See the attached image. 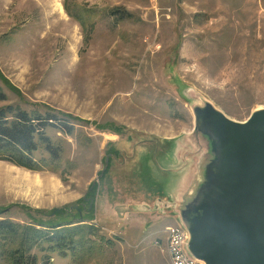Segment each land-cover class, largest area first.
Returning a JSON list of instances; mask_svg holds the SVG:
<instances>
[{
	"label": "rangeland",
	"instance_id": "374dc122",
	"mask_svg": "<svg viewBox=\"0 0 264 264\" xmlns=\"http://www.w3.org/2000/svg\"><path fill=\"white\" fill-rule=\"evenodd\" d=\"M204 100L236 120L264 107V0H0V108L72 127L45 128L56 168L0 159V220L77 222L88 195L87 247L33 245L37 264H171L165 226L180 221L163 203L189 164L171 151L195 171ZM11 245L0 237V264Z\"/></svg>",
	"mask_w": 264,
	"mask_h": 264
},
{
	"label": "water",
	"instance_id": "95a60500",
	"mask_svg": "<svg viewBox=\"0 0 264 264\" xmlns=\"http://www.w3.org/2000/svg\"><path fill=\"white\" fill-rule=\"evenodd\" d=\"M192 110L195 171L187 151H171L189 164L175 168L177 174L183 171L171 201L163 204L173 205L188 232V252L204 264H264V107L244 120L230 118L207 100Z\"/></svg>",
	"mask_w": 264,
	"mask_h": 264
},
{
	"label": "trees",
	"instance_id": "16d2710c",
	"mask_svg": "<svg viewBox=\"0 0 264 264\" xmlns=\"http://www.w3.org/2000/svg\"><path fill=\"white\" fill-rule=\"evenodd\" d=\"M56 121L65 124L57 125L63 132L67 134L72 132V127L55 115L30 116L28 112L20 109H12L8 106L0 108V159L9 160L30 169L44 168L50 164L55 165L56 168L57 165L54 162L59 159V145L55 149L50 138L45 134V128L48 125L55 126ZM94 185L88 192L93 190ZM82 201L83 198L79 202ZM73 210L78 215L79 221L62 219V222L56 224L39 223L45 229L31 225L30 227L20 226L7 219L0 220V237L12 242L11 246L1 249L2 253L9 256L7 264H37L36 257L28 253L33 245L46 243L49 249L62 254L67 250L76 254L79 248L87 247L88 239L84 240L83 236L87 231L96 229V226L78 222L83 221L80 210L90 214V220L94 219L93 206L90 209H82V207L76 209L74 206ZM51 212H59L60 216L70 214L73 217L69 211L59 208Z\"/></svg>",
	"mask_w": 264,
	"mask_h": 264
},
{
	"label": "built area",
	"instance_id": "2783aa9c",
	"mask_svg": "<svg viewBox=\"0 0 264 264\" xmlns=\"http://www.w3.org/2000/svg\"><path fill=\"white\" fill-rule=\"evenodd\" d=\"M188 232L181 223L165 227V248L171 264H204L187 250Z\"/></svg>",
	"mask_w": 264,
	"mask_h": 264
},
{
	"label": "flooded vegetation",
	"instance_id": "af4514ba",
	"mask_svg": "<svg viewBox=\"0 0 264 264\" xmlns=\"http://www.w3.org/2000/svg\"><path fill=\"white\" fill-rule=\"evenodd\" d=\"M90 199H91L90 196L85 195V196L83 197V201H82V202H79V204L76 205L75 208H76V209H79V207H82V209H84V208H88V209H90V208L92 207V206L89 207ZM72 209H73V208H72ZM85 211H87V210H85ZM80 213H81V210H80Z\"/></svg>",
	"mask_w": 264,
	"mask_h": 264
},
{
	"label": "crops",
	"instance_id": "0c3cea01",
	"mask_svg": "<svg viewBox=\"0 0 264 264\" xmlns=\"http://www.w3.org/2000/svg\"><path fill=\"white\" fill-rule=\"evenodd\" d=\"M173 222H174V219H173Z\"/></svg>",
	"mask_w": 264,
	"mask_h": 264
}]
</instances>
